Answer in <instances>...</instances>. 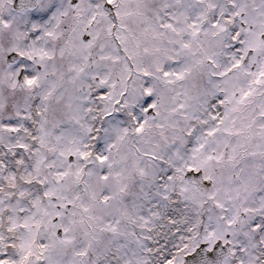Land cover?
I'll use <instances>...</instances> for the list:
<instances>
[{
	"label": "snow or ice",
	"instance_id": "6c2138e0",
	"mask_svg": "<svg viewBox=\"0 0 264 264\" xmlns=\"http://www.w3.org/2000/svg\"><path fill=\"white\" fill-rule=\"evenodd\" d=\"M0 264H264V0H0Z\"/></svg>",
	"mask_w": 264,
	"mask_h": 264
}]
</instances>
